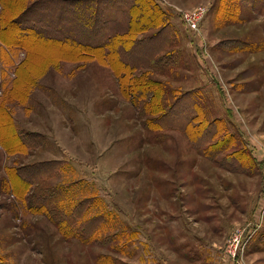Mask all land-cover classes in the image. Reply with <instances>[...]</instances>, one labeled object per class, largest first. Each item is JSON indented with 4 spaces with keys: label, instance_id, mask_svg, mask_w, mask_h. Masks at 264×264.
Wrapping results in <instances>:
<instances>
[{
    "label": "rangeland",
    "instance_id": "obj_1",
    "mask_svg": "<svg viewBox=\"0 0 264 264\" xmlns=\"http://www.w3.org/2000/svg\"><path fill=\"white\" fill-rule=\"evenodd\" d=\"M7 1L0 0L1 36L28 48L30 56L11 94L7 90L25 55L18 50L10 60L0 58V102L19 131L39 136L27 148L14 145L18 153L0 147V264H264V9L255 11L246 0H156L159 5L153 0L167 27L153 45L131 51L132 36L147 38L159 30L150 0H138L130 11L123 0L99 5L102 23L95 28L54 6L59 12L49 11V20L81 29L66 35L70 43L64 52L54 49L58 43L24 34L14 21L21 4L10 10ZM198 6L207 11L192 32L179 11ZM86 7L79 18L88 19ZM89 7L95 15L97 5ZM124 23L130 31L118 36L122 48L105 51L121 88L112 69L96 60L60 61L44 69L58 53L80 56L82 51H67L75 42L99 44ZM160 48L155 55L165 57L160 69L141 65L129 71L136 58ZM0 50L11 51L1 43ZM97 55L103 59L102 50ZM140 71L162 82L167 106L177 94L196 90L207 119L221 121L214 131L216 140L223 137L218 140L223 153L212 158L204 153L215 137L200 135L196 127L187 132L197 143L190 141L182 128L188 117L182 105L166 110L159 127L158 89L136 79ZM32 74L36 82L24 96L21 85ZM139 89L144 93L135 98ZM2 116L0 109L5 144L12 133ZM222 126L244 144L250 163L241 151L239 166L222 159L237 149L220 134ZM50 161L55 164L46 165V174L54 172L36 180L31 191L62 186L63 198L73 205L98 199L88 208L90 216L103 220L95 241L77 235L84 223L73 224L65 236L48 213L31 211L30 192L13 171L15 193L27 196L19 199L9 189L6 167ZM50 207L54 217L68 213L53 201ZM233 243L235 255L229 249Z\"/></svg>",
    "mask_w": 264,
    "mask_h": 264
},
{
    "label": "trees",
    "instance_id": "obj_2",
    "mask_svg": "<svg viewBox=\"0 0 264 264\" xmlns=\"http://www.w3.org/2000/svg\"><path fill=\"white\" fill-rule=\"evenodd\" d=\"M146 1H149V0H146ZM123 2H124L123 5L127 7V10L129 11H130V8L134 6L135 2L137 5L140 4L138 0H123ZM154 2L157 5H159L156 0H154ZM154 2L153 0L149 1L151 7L156 13L155 15L157 17L159 16V23H158V26H160L158 28L159 30L155 34L147 38H141V39L137 38L136 39V37L132 36L131 42L133 46H132L131 51L133 50V48H136V47L140 48V47H144L146 44L154 43L155 40L159 39L158 36L160 35L161 31L164 30L165 27H167V21L164 19V12L156 4H154ZM7 3H8L7 5L9 6L11 5L10 10H13V8L20 6L21 4L22 9L20 12H18V15L16 16L14 21H15L16 26H18L21 30L23 29L24 34H26L29 37L31 35H35L37 38L40 37L41 39H44L45 41H49L52 43L53 42L58 43V45L61 44L60 46L57 45L53 47L54 49L57 48L55 50H58L59 48L62 47L61 48L62 51L65 52L64 44L69 42V40L66 38V35L67 34L69 35V33L76 34L78 31L81 32V29L78 28L77 24H75L74 26H71V28L69 29H66L65 27H63L62 24L56 25V22H54L53 20H49V17H50V15L48 16L49 11L55 14L56 12H59V11L56 10L54 6L59 7V9L62 8L63 10L62 13H68V14L70 13L69 16L72 17V20H78V19L83 20L84 25H87L88 23V25H92L93 28H95V26H97L99 23H102L99 20L100 18L97 15V10H99V5L104 4V6L107 5V7L108 6L111 7L113 4V0H8ZM246 4H248L249 6H252V9L258 12L264 9V0H246ZM90 5H97L96 10H95V13H96L95 15L92 13L91 8L89 7ZM84 7H86L85 11L87 13L88 12L90 13V15L88 16V19L87 18L83 19V17L79 18V15H78V12L80 11L82 13L81 15L84 14V11H83ZM2 8H3L2 10V16H3L4 10H5V6L3 2H2ZM2 16L0 15V43L1 45L6 46L8 49H10L13 52H17L18 50H23L24 55H25L24 58L19 63V65L16 66L15 71H16L17 76L15 77V79L11 81L12 82L11 88H8L7 90V94L8 93L11 94L12 91L15 90V88L17 87L16 82L18 83L20 69L26 67V62H29L30 52L28 48H26L25 46L21 44H16V43L12 44L11 42H7V39L6 40L3 39V37L1 36V30H2L1 24H2V19H3ZM27 22H29L30 25H28V28H25L26 26L24 27L23 24ZM108 22H111V20L108 19ZM92 23H94V25ZM84 31L85 33H90V32H87V30H84ZM129 31H130V26L124 23V27L121 26L120 28V26H117L116 29L113 30V32H110L111 34L103 37V40L99 44L97 43L96 45H93L91 44V42L87 43V41L82 42V43L75 42L76 45H72L74 49L68 47L67 51L70 53H73V52L75 53L76 51L77 52L82 51L80 56L77 54H72L74 56L71 57L69 56V53L68 54L58 53L55 55V58L53 57L50 59L51 60L50 63L47 62L44 64L43 62L44 69L46 66H55L60 61L88 62L89 60H96L100 64L109 66L112 69L113 73L117 77V80H119L120 82L119 87L121 88L120 77L117 75L116 70L111 64V59L108 57V54L105 51L112 53L115 51V47L118 49L122 48L121 46L123 44V41L118 36L126 32H129ZM161 48L158 49L157 51L154 50L153 52L150 53L148 57H145L144 59L141 57L136 58V60H134L133 63L131 62V64L129 65L130 67L129 71H132V69L135 70L136 67H140L141 65H143L146 69H150V70H153V68L160 69V65H161L160 63H162V60H165V57H161L159 59V58H155V55L156 53L159 52V50H161ZM101 50L103 51L102 60L100 56L97 55ZM35 76L36 75H33V74L28 76V78L25 79L24 83L22 84L23 86L21 85L20 89L23 91L24 96L26 95L27 90H29L26 87H29L36 82L34 80ZM134 76L136 79L144 78L146 81L145 82L146 85H148L149 87L154 86L155 88L158 89L159 95H157L154 89L151 88V91H153V94H156V98L158 97V103L156 104V106L159 107V109H158V112L156 113L157 117L154 120V122H156L159 125V127H162L161 120H163V118L165 117V116L163 117V115L167 113L165 112L166 110H169L168 112H172L174 108L178 107L179 105H182V107H185V111L188 114V117L186 118L187 125L185 124V126L182 127L183 131L185 133H188L187 131H189L190 128L196 127L194 131H200L201 132L200 135H203L205 133L206 135L205 137H209L211 140H213V137H215L214 138L215 142H213V144L211 145L208 144V146L204 147L203 151L204 153L206 152L211 158L216 157V155L220 153L221 154L223 153L225 145L218 142L220 137L218 138V140H216L217 136L215 134L216 132L214 131L218 123L222 125L221 121L217 119H213V120L207 119L204 109L202 105H200L199 103V95L196 90L186 91L184 93L177 94L175 99L173 100V103L167 106L163 102V99L165 96V93H164L165 87L163 86L161 81L155 80L153 78H148L146 75V72H143V71L138 72V74ZM143 93H144L143 90L139 89L133 96L137 98L139 96H142ZM25 101L26 100H24L23 102ZM0 109L2 113H4V116H2V118L5 119L4 120L5 126L9 125L10 133H12L8 138L9 140H7L5 144H3V142L2 143L0 142V147L4 150L6 154L18 153V152H15V149H14L15 147L14 145H17L18 143H21L24 146V148L29 147L32 141L36 140L35 137L36 136L38 137L39 135L38 134L32 135L29 132L25 133L23 131H19L17 127L15 126V123L13 121L11 114L5 107L4 102H0ZM198 117H200L199 121H197ZM217 130L218 129H216V131ZM0 131H2V128L0 129ZM220 134H222L225 139L230 138L233 142V145L237 147V149L234 150L233 153L224 155L222 159L226 161H232L231 163L234 166L235 165L239 166L241 163L239 159L240 151L244 152L247 156L249 155V152L245 149L244 144L242 142L238 141L236 138L232 137L230 134H227V131L224 126H222L221 128ZM188 136L192 143L194 144L197 143L196 140L191 138L190 133H188ZM222 138L223 137H221L220 139ZM197 146L200 147L201 143H199ZM249 156H248L249 158L248 162L251 160ZM53 161H50L47 163L46 162H35V163L23 165L18 168H14L13 166L6 167L5 170H6V175L8 178L9 189L11 190L12 194L19 199L25 198V196H27L25 194L18 195L15 193L13 182H12V176H11L12 171H13L19 177L23 178L24 188L26 189V191L30 192V198L28 199V201L30 205L29 209L31 211L41 212L44 214L45 212L48 213V215L51 218H54L52 220L56 222L59 231H61L65 236L71 235L70 231L72 229L73 224L80 223L81 225L82 223H84V226H82L81 230L77 231V235L80 236L82 241H85V242L95 241L96 239H98L97 237L100 232L99 227L101 224L100 219L102 217H100L99 219V217L97 218L95 216H90L89 206L94 205L98 199H95V198H92L91 200L84 199L80 201L78 204L73 205V204H67L66 200L64 199L65 189L62 186H57L50 190H42V189H39V187L36 189L35 187L31 191L33 183L36 180L38 179L39 181L44 180L46 179L45 178L46 176L54 172V170H51L48 174H46L47 171L49 170L48 168H46V165L49 163L52 164ZM53 163L55 164V162ZM40 172H42L41 173L42 175L40 174ZM39 175H41V177L37 178ZM52 201L54 203L60 204L61 209L65 208L63 211L68 212L67 215H64V216L62 215L60 217H54L52 214L51 207H50ZM106 256L110 259V256L108 255ZM111 262L115 264L114 260H112Z\"/></svg>",
    "mask_w": 264,
    "mask_h": 264
},
{
    "label": "built area",
    "instance_id": "obj_3",
    "mask_svg": "<svg viewBox=\"0 0 264 264\" xmlns=\"http://www.w3.org/2000/svg\"><path fill=\"white\" fill-rule=\"evenodd\" d=\"M206 11H207V8L205 6H198L190 10H186L182 12L179 11V13L181 15V19L183 23L187 26V28L191 30L192 32H195V31H198L199 24L202 21ZM232 245H233V248L229 247V249L231 250L230 254L235 255L237 245L236 247L234 243Z\"/></svg>",
    "mask_w": 264,
    "mask_h": 264
},
{
    "label": "crops",
    "instance_id": "obj_4",
    "mask_svg": "<svg viewBox=\"0 0 264 264\" xmlns=\"http://www.w3.org/2000/svg\"><path fill=\"white\" fill-rule=\"evenodd\" d=\"M10 50V49H9ZM12 52L13 51H4V52H2L1 50H0V58H5V60L7 61V60H10V58H11V55H12ZM15 53V52H14Z\"/></svg>",
    "mask_w": 264,
    "mask_h": 264
}]
</instances>
